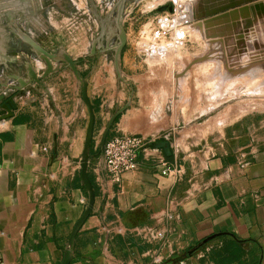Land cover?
Wrapping results in <instances>:
<instances>
[{"label":"crops","instance_id":"0c3cea01","mask_svg":"<svg viewBox=\"0 0 264 264\" xmlns=\"http://www.w3.org/2000/svg\"><path fill=\"white\" fill-rule=\"evenodd\" d=\"M0 52V65L13 64ZM67 54L88 81L93 138L129 103L107 138L147 142L119 184L90 159L95 200L70 264H164L196 245L175 264H264V104L255 100L264 90L240 92L245 71L169 70L174 60L161 56L120 60V81L98 44L89 57ZM52 66L44 87L19 92L0 121V264H61L87 203L79 159L88 113L72 72ZM4 84L15 82L0 80V92ZM236 92L245 95L231 101Z\"/></svg>","mask_w":264,"mask_h":264},{"label":"rangeland","instance_id":"374dc122","mask_svg":"<svg viewBox=\"0 0 264 264\" xmlns=\"http://www.w3.org/2000/svg\"><path fill=\"white\" fill-rule=\"evenodd\" d=\"M117 1L118 0H3L2 3L5 6L0 3V47L4 48L8 56L15 58V60L13 64L6 63L7 65H0L1 82L5 81V83L9 85H13L15 81H10L11 79L9 80L7 76L11 74H21L25 71L23 61L31 63V65L33 64L36 67L43 66V63L34 57L29 51V48L21 43L13 32L14 28L17 27L21 31L27 33L49 53L54 54L63 50L73 56L80 55L81 57H89L91 43L99 36L102 28H104V35L101 42L104 44V39L109 34L112 36L109 38L108 44L113 45L116 42L115 28L112 19L115 15ZM154 1L155 2L152 0H125L122 19L127 41L121 52L120 60L126 62L129 58L138 59L150 56H161L166 58L165 56H167L169 57L166 58L167 61L174 60L173 64L169 66L166 65L169 70L195 69L208 72L213 69L216 70V67L220 66V68L218 67L220 71L224 69L245 71V78L238 81L235 80L237 83L239 82V85H236L242 88L240 92H243V90L252 91L257 86L264 90L263 27H259V29H257L258 31H248L249 33L253 32V35L254 32L261 33L259 35L260 37H255L253 43L248 45L239 44L240 51H230V55L228 56L226 53L227 48H230L229 43H232L231 45L235 48V40L232 38L236 35L235 31L236 33H238L239 30L240 32L243 31L244 22L248 19L246 15H249V18L251 16L254 17V21H251L252 24L249 25V28H252V25L257 21H262V23H264V17L261 16V12L264 10V0H259L249 6L244 5L240 7V9H237L238 11L236 10L235 13H233L234 11H232V13L222 12L217 13L218 16L213 14L207 16V18L203 17L202 19L194 21L195 25L200 23V26H196L201 32L200 34L198 31L199 44L197 46L194 44L189 34L190 32H185L188 26V19H186V17L188 16L189 3L191 4L195 2V0H192V2H190L191 0ZM150 2H153L154 5L153 3L150 4ZM259 2H262L261 7L257 6L256 9H250L251 6ZM147 6H154V9L148 10L145 8ZM236 12L238 14H236ZM219 14H221V17ZM227 14L230 15L228 16ZM232 16L234 18L236 17V20L232 18ZM105 17L108 18L109 22L101 24L100 19H104ZM212 17H214V19ZM218 17L221 20H219ZM223 17L226 18L224 19ZM233 19L234 21H232ZM173 20L181 24L178 29L169 28V26H171L169 21ZM194 22L190 23L193 25ZM211 22L212 24H210ZM230 22L235 27H230ZM241 24H243V26H241ZM109 25L111 26L110 28ZM213 25L215 28H213ZM223 27H226V29ZM221 33L223 36L220 35ZM229 33L231 34L229 35ZM184 35L185 38L183 37ZM224 35L226 38H224ZM246 37L249 38L253 36L248 34L245 35V38ZM228 38H230V42H226ZM258 38L260 40H257ZM213 44H215V46ZM19 50L25 52L24 56L20 54ZM256 50H258V52H256ZM197 51L199 52V57L196 58L194 56L196 59L192 58V55L197 54ZM2 55L3 54L0 52V57H2ZM104 55L112 57L113 52H106ZM216 55H219L217 56L218 60L214 58ZM257 55L258 58L255 57ZM164 58L162 60H164ZM2 59L3 57L0 58V60ZM195 63L197 67L194 65ZM260 64L263 66L262 71L259 70V72L250 73L258 68L257 66ZM15 85L16 82L13 86ZM33 85L30 86V90ZM19 92L11 90L7 86L3 88L0 92V117L6 114L3 108L4 105L9 109L13 107L15 96ZM244 95L245 93L240 94L236 92L235 95H231V101ZM255 100L264 104V97H256ZM100 146L101 136L97 134L92 138L90 150V152L94 154L92 158L96 161H99L100 158Z\"/></svg>","mask_w":264,"mask_h":264},{"label":"water","instance_id":"95a60500","mask_svg":"<svg viewBox=\"0 0 264 264\" xmlns=\"http://www.w3.org/2000/svg\"><path fill=\"white\" fill-rule=\"evenodd\" d=\"M124 2L125 0H118L115 6V15L113 17V25L115 28V35H116V42L110 47L108 46L109 38L112 36L109 34L104 39V46H102L101 40L104 35V28H102V31L100 32L99 36L96 37L90 46V54L94 55L95 53V46L98 44L100 46V54H104L106 52H113L112 61L114 66V71L116 74V77L118 80H122L121 78V71H120V58H121V52L126 44L127 38H126V32L123 27V8H124ZM101 24L108 23V18L100 19ZM252 29V28H250ZM13 32L15 35L20 39V41L25 44L29 51L34 55V57L43 63L44 70L43 72L38 75L33 66L29 63L24 65L25 68V74L24 76H19L18 74H12L9 76L12 80L16 81L17 85L10 88L14 91H22V90H30V86L33 84H37L40 87H44L43 80H45L50 74L55 72L56 70L53 68V63H62L63 67L70 70L80 86L81 89V99L82 103L85 106L87 113H88V121L86 126V132L82 147V152L79 159V166H80V181L82 185L84 186L86 196H87V203L85 206L84 211L82 212L80 218L77 220V222L74 224L69 238L67 240L66 248L64 250L63 259L61 264H70L73 252H74V243H75V237L80 230L83 223L86 221V219L92 214V209L94 205V190L88 175V168L90 163V150H91V142L93 138V129H94V112L92 109V106L89 102L88 96H87V86L88 81L87 78L82 76V74L77 69L78 62L74 61L65 51H59L58 53H49L44 48H42L34 39H32L27 33L21 31L17 27L13 29ZM238 45V44H236ZM239 46V45H238ZM129 106V103H127L122 108L116 110L108 119V122L105 126V129L103 131V134L101 136V146H100V165L101 168L104 170V162H105V142L108 135V132L114 122V120ZM5 113L2 117H0V121L5 120L7 118H10L12 114L10 113V109L4 105L3 106ZM158 147H161L165 150H167L168 146L167 144H158ZM210 238H207L203 241V243L207 242Z\"/></svg>","mask_w":264,"mask_h":264},{"label":"bare ground","instance_id":"6f19581e","mask_svg":"<svg viewBox=\"0 0 264 264\" xmlns=\"http://www.w3.org/2000/svg\"><path fill=\"white\" fill-rule=\"evenodd\" d=\"M153 2H155L154 0H152ZM194 1V0H193ZM257 1H259V0H195V2H192V0L190 1V2H192L191 4L189 3V9H188V12H187V14H188V16L186 17V19H188L187 21H188V26L186 27V29H185V32H190L189 34H190V36H191V38H192V40L194 41V44L197 46L199 43V33H198V31H199V29H198V27H196L197 25H199L200 26V23H198V24H196L195 25V22L194 21H197L198 19H202L203 17H206L207 18V16H210V15H213V14H215V15H217V13H222V12H231L232 13V11H234L233 13H235V11L237 10V9H240V7H242V6H244V5H247V6H249V5H251V4H254L255 2H257ZM3 2V0H0V3L1 4H3L2 3ZM153 2H150V4H152ZM8 3V2H7ZM117 3V2H116ZM149 4V5H150ZM157 4V3H156ZM155 4V5H156ZM153 5H154V3H153ZM261 5H262V2H259V3H257V4H255L254 6H251L250 7V9L251 10H253V9H256L257 8V6H260L261 7ZM263 5H264V3H263ZM3 6H5L4 4H3ZM148 7V6H147ZM147 7H145L146 9H148V10H153L154 9V6L152 7V6H149L148 8ZM126 8V7H125ZM123 11H124V9H123ZM238 11V10H237ZM240 11V10H239ZM258 11V10H257ZM236 14H238L237 12H236ZM204 15V16H203ZM220 15V17H221V14H219ZM228 15V14H227ZM230 15V14H229ZM228 15V16H229ZM218 16V15H217ZM227 16V17H228ZM249 16V15H248ZM247 15H246V17L248 18V19H246V21L244 22V27H243V31H241L240 32V30L238 31V29H237V31H238V33H236V31H235V34L236 35H234L233 36V38L232 39H234L235 40V48H234V46H232L230 43H229V49L227 48V56L228 55H230V51H234V52H236V51H240V46H237L236 44H242V45H248V44H251V43H253L254 41H255V37L256 36H259L261 33H255L254 32V35H253V32H251V33H249L248 31L249 30H256V31H258L257 29H259V27H263V29H264V23H262V21L261 22H256L255 24H253L252 25V29H250L249 28V25L250 24H252V22L251 21H254V17H248ZM261 16L262 17H264V10L261 12ZM106 18V17H105ZM209 18V17H208ZM213 19H214V17H212ZM215 18H217V17H215ZM224 18V17H223ZM226 18V17H225ZM224 18V19H225ZM230 18V17H229ZM232 18H234L233 16H232ZM236 18V17H235ZM234 18V19H235ZM218 19H219V17H218ZM217 19V20H218ZM234 19L232 20V21H234ZM263 19V18H262ZM219 20H221V19H219ZM218 20V21H219ZM223 20V19H222ZM236 20V19H235ZM214 21H216V20H214ZM214 21H212V22H214ZM231 21V22H232ZM240 21V20H239ZM259 21H260V19H259ZM263 21H264V19H263ZM170 23H171V26H169V28H171V29H178V27L181 25L180 23H176L174 20L173 21H169ZM190 22H194V24L192 25ZM209 22V21H208ZM212 22L210 23V24H212ZM217 22V21H216ZM229 22V21H228ZM231 22L229 23V25L231 24ZM235 22H237V21H235ZM240 22H242V21H240ZM240 22H238V23H240ZM215 23V22H214ZM221 23V22H220ZM220 23H219V25H220ZM224 23V22H223ZM227 24V23H226ZM216 25V24H215ZM225 25V24H224ZM228 25V24H227ZM208 26H209V24H208ZM212 26V25H211ZM214 26V25H213ZM233 26V24H231V26L230 27H232ZM240 26V25H239ZM242 26H243V24H242ZM111 26L109 25V28H110ZM206 27H207V25H206ZM217 27V26H216ZM222 27V26H221ZM233 27H235V26H233ZM213 28H215V26L213 27ZM220 28V27H219ZM223 28H225L226 29V27H223ZM228 28V27H227ZM217 29H218V27H217ZM216 29V30H217ZM221 29V28H220ZM229 29V28H228ZM236 29V28H235ZM260 29H262V28H260ZM262 29V30H263ZM222 30V29H221ZM232 30H234V29H232ZM242 30V29H241ZM111 31V30H110ZM179 31V30H178ZM194 31V32H193ZM207 31H208V29H207ZM210 31V30H209ZM223 31V30H222ZM226 31V30H225ZM230 31V30H229ZM228 31V32H229ZM261 31V30H260ZM200 32V31H199ZM219 32H220V30H219ZM218 32V33H219ZM262 32V31H261ZM111 33V32H110ZM225 33V32H224ZM232 33V32H231ZM231 33H229V35L231 34ZM113 34V33H112ZM200 34H201V32H200ZM208 34V33H207ZM248 34H251L253 37H246L245 38V35H248ZM114 35V34H113ZM220 35H222V33L220 34ZM219 35V36H220ZM228 35V34H227ZM223 36V35H222ZM225 36V35H224ZM184 38H185V35L183 36ZM260 37V36H259ZM262 37V36H261ZM175 38H176V36H175ZM224 38H226V36L224 37ZM177 39V38H176ZM222 39V38H221ZM230 38H228V40H226V42H230V40H229ZM257 40H260L259 38L257 39ZM232 41V40H231ZM212 42V41H211ZM210 42V43H211ZM215 42V41H214ZM209 43V42H208ZM219 44V43H218ZM217 44V45H218ZM214 46H215V44H213ZM212 45V46H213ZM216 45V46H217ZM108 46H112V45H110V44H108ZM220 46V45H219ZM228 46V45H227ZM218 47V46H217ZM222 47V46H221ZM220 47V48H221ZM237 47V48H236ZM236 49V50H235ZM216 51V50H215ZM221 51H223V50H221ZM220 51V52H221ZM226 51V50H225ZM240 55V54H239ZM165 57H167V56H165ZM195 57L197 58V57H199V52L197 51V54H195ZM222 57V56H221ZM195 58V59H196ZM225 58V57H224ZM165 61H167L166 59H165ZM155 63V62H154ZM8 79H11V78H8ZM12 80V79H11ZM14 81V80H13ZM16 82V81H15ZM16 85H17V83H16ZM15 85V86H16ZM6 87V85L4 84V88ZM8 88H12V87H14V86H7Z\"/></svg>","mask_w":264,"mask_h":264},{"label":"built area","instance_id":"2783aa9c","mask_svg":"<svg viewBox=\"0 0 264 264\" xmlns=\"http://www.w3.org/2000/svg\"><path fill=\"white\" fill-rule=\"evenodd\" d=\"M147 142L136 135L120 134L109 137L105 142L104 172L116 184L128 172L138 168L139 157ZM44 150V149H43ZM172 171L165 167L162 176H167Z\"/></svg>","mask_w":264,"mask_h":264},{"label":"trees","instance_id":"16d2710c","mask_svg":"<svg viewBox=\"0 0 264 264\" xmlns=\"http://www.w3.org/2000/svg\"><path fill=\"white\" fill-rule=\"evenodd\" d=\"M93 155L94 154H92L90 152V158L91 159H92V157H94ZM199 248H200V246L196 245L192 248L187 249L181 255H177V254L172 255L168 261L164 262V264H175L179 261H182V260L186 259L189 255H191L194 251L198 250Z\"/></svg>","mask_w":264,"mask_h":264}]
</instances>
